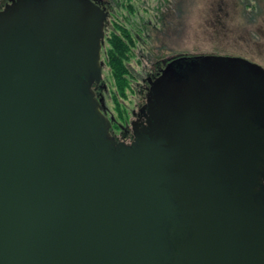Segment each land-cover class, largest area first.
I'll return each instance as SVG.
<instances>
[{"label":"water","instance_id":"water-1","mask_svg":"<svg viewBox=\"0 0 264 264\" xmlns=\"http://www.w3.org/2000/svg\"><path fill=\"white\" fill-rule=\"evenodd\" d=\"M92 0L0 10V264H264V68L170 63L115 150Z\"/></svg>","mask_w":264,"mask_h":264},{"label":"rangeland","instance_id":"rangeland-1","mask_svg":"<svg viewBox=\"0 0 264 264\" xmlns=\"http://www.w3.org/2000/svg\"><path fill=\"white\" fill-rule=\"evenodd\" d=\"M7 1L0 0V10ZM114 1L124 5L114 18L141 32L144 39L133 48L130 61L123 62L128 84L125 97L118 94L110 66L104 70L110 91L107 105L122 122L138 103L135 82L163 58L178 54L233 56L264 68V0ZM128 4L133 11L126 8ZM129 83L135 91L128 90Z\"/></svg>","mask_w":264,"mask_h":264},{"label":"flooded vegetation","instance_id":"flooded-vegetation-1","mask_svg":"<svg viewBox=\"0 0 264 264\" xmlns=\"http://www.w3.org/2000/svg\"><path fill=\"white\" fill-rule=\"evenodd\" d=\"M97 6L107 14L104 25V39L101 48V63H102V81L100 84L92 85V92L95 93L96 98L101 103V111L111 121V128L109 129V139L114 144L115 150H120L122 146L133 148L138 146L140 138L150 139V124L153 122L150 115V103L155 102L154 92L151 90L152 84L162 75L164 69L172 62L180 60L177 73L185 71V64L188 57L185 54H178L163 58L159 63L154 64L151 71H149L144 78L135 82V89L138 93V103L130 111L125 122L114 116L113 111L108 107L107 101L109 98L108 85L104 81V70L110 66V55L115 52H123L121 56L123 62H129L132 57V50L140 41L144 39L139 32L125 26L123 23L117 21L114 15L117 10L124 5L114 0H92ZM130 1V0H129ZM8 2V1H7ZM127 9L133 11L131 4L126 5ZM132 15V14H130ZM129 60V61H128ZM110 68V67H109ZM128 90L135 91L131 83H129ZM126 91V90H125Z\"/></svg>","mask_w":264,"mask_h":264},{"label":"trees","instance_id":"trees-1","mask_svg":"<svg viewBox=\"0 0 264 264\" xmlns=\"http://www.w3.org/2000/svg\"><path fill=\"white\" fill-rule=\"evenodd\" d=\"M124 55L123 52H115L114 55H110L109 59H110V68L112 71V75L115 78L119 91L118 94L121 97H125V89L128 86L127 83H125V78L124 75L126 73L125 67L123 65V61L121 58V56Z\"/></svg>","mask_w":264,"mask_h":264}]
</instances>
